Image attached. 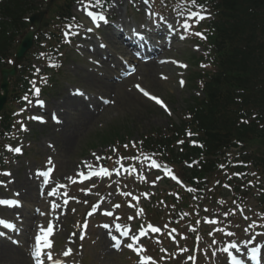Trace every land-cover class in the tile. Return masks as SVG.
<instances>
[{
    "label": "rangeland",
    "instance_id": "374dc122",
    "mask_svg": "<svg viewBox=\"0 0 264 264\" xmlns=\"http://www.w3.org/2000/svg\"><path fill=\"white\" fill-rule=\"evenodd\" d=\"M124 9L125 6L121 3L118 6L116 3L113 4L114 14L117 15L118 19H121V24L123 25L129 23L124 17ZM139 19L141 21L143 18L140 17ZM104 34V32H100V35ZM107 37L106 44L111 45L108 43L110 42V36ZM80 45L92 49L98 48L96 43L80 41L76 42L74 49H78ZM108 51L110 49L107 46L106 51L97 52L95 58L86 49L85 58H82L70 49L65 50L66 61L64 70L66 78L62 77L61 81H58L60 86L46 98L45 105L48 111L54 115L56 113L67 124L56 127L50 122V117H47V122L44 125H35L31 123L32 118L29 120L24 118L22 125L25 127V131L21 132V134L24 135L23 140L28 141L23 143V140H21V144L18 147L21 150H26L25 155L22 154L18 158L8 159L4 163L5 169L3 172L10 173V175H5L6 179L2 180L11 187V190L15 189L17 193L20 192L19 186H23V182L27 183L28 180L30 182L36 178L34 176L35 171L53 169L49 183L53 182L55 189L59 190L60 196L58 200H67L66 204H62L63 208L61 210L54 207L52 211L51 207H49V198L47 196L46 204L41 206V215L37 220L35 234L42 231L41 223L44 222V224L53 223L55 239L63 237L65 241V239L71 238L76 234L78 230L77 223H79L86 208L93 201L102 200L100 189L106 186L107 183L93 178L80 185L77 180L80 179L81 173L92 169L93 163H98L96 157H99L100 152L106 151L105 148L100 147L98 144H104L101 137L105 135V132L109 131L110 127H115L123 132L128 131L131 141H137L140 135L151 129L166 128L169 124V119L173 116L175 117L171 109H182L184 101L191 97V93L186 86H182L184 70H176L161 62L149 66L148 64H141L138 67V73L131 79L118 81L113 87L101 89L96 82L102 80H97L96 77L100 79L104 77H100L99 72H91L93 68L87 63L86 58L102 62L104 59L102 55L108 53ZM187 55L188 53L186 52L180 53L182 58H187ZM109 66L110 63H105L107 69ZM135 85H140L165 100L172 116L168 117V113L144 100L137 93L134 88ZM77 91L83 93V95H75L74 93ZM68 99L82 102L81 104L85 108H92V110L97 105L101 107L102 101L105 99H107L108 105L102 111L97 112L95 110L91 122H83L80 114H78L79 111L76 112L74 107L68 106V109L66 106H62ZM64 109L69 112L68 120L64 118ZM33 110L34 106L28 105L25 112L32 114ZM92 146L95 149H90ZM87 167L88 169H86ZM121 176L125 177L124 180L114 182L111 187L108 185L107 190L103 194L104 199L102 200L101 208L117 213L129 224L132 221L130 217H134V220L137 219V215L140 213L138 212L139 209L146 203L140 199L139 205L129 209L128 204H133V201L130 200V193L140 197L141 191L138 187L140 177L134 176L127 180L129 174ZM124 181L126 186L123 187ZM116 186H122L120 195H118ZM148 187L153 188L151 185ZM58 205L60 206V204ZM55 211H58V214ZM114 219L115 217L112 218V220ZM105 222L106 220L100 219L99 214L95 212L88 221L89 228L87 232L93 236V239H91L92 242L89 241L84 246L82 255L86 257L85 263L126 264L127 258L114 252L111 239L109 241L106 234L102 233L101 227ZM21 241V247H13V244L10 245V243L6 244L15 259H12V257H0V264H31V244L24 239H21ZM62 249L63 247L57 248L60 253ZM76 249L79 251V248L76 247ZM127 249L128 247L126 246L123 250Z\"/></svg>",
    "mask_w": 264,
    "mask_h": 264
},
{
    "label": "trees",
    "instance_id": "16d2710c",
    "mask_svg": "<svg viewBox=\"0 0 264 264\" xmlns=\"http://www.w3.org/2000/svg\"><path fill=\"white\" fill-rule=\"evenodd\" d=\"M220 1L228 15H234L220 27L221 34L218 33L215 41L217 47L224 50L220 67L225 71L218 70L206 85L205 98L187 108L188 118H196L215 130L213 133L208 130L204 142L205 148L212 152L243 143L241 138L232 134L238 117L242 115L238 106L234 109L228 104L233 103L232 96L241 98L249 83L254 82L259 71L264 69V0ZM258 97L263 100L264 94ZM253 104L264 107V103L258 100ZM242 130L248 134L253 127H242ZM260 135L264 137V130L254 133L255 137ZM113 137L117 135L113 134Z\"/></svg>",
    "mask_w": 264,
    "mask_h": 264
},
{
    "label": "snow or ice",
    "instance_id": "6c2138e0",
    "mask_svg": "<svg viewBox=\"0 0 264 264\" xmlns=\"http://www.w3.org/2000/svg\"><path fill=\"white\" fill-rule=\"evenodd\" d=\"M81 2H83V0H81ZM145 2H147V0H145ZM86 7H87V6H86ZM88 15H89L90 17H92V16H93V13H92V12H88ZM197 15H198V14H197ZM199 18H200V19H203V17H199ZM99 19L102 20V19H104V17L101 16V17H99ZM89 30H90V29H89ZM196 35H200V34H199V33H196ZM137 87H140V86L138 85ZM140 90L143 92V95H144V96L148 97V98L151 99V100H154L157 104H160L162 107H165V110L167 111L166 106L163 105L162 101H161L159 98H157V97H155V96H152L149 92L145 91V90L142 89V88H141ZM36 92H37V94H38V93H39V89H36ZM74 94H75V95H83V93H81V92H79V91L75 92ZM34 118H35V117H34ZM246 122H247V121H245V123H246ZM125 147H127V146H125ZM9 151H14L16 154H20L21 149H20V148H15V149H11V148H9ZM93 155H95V154H93ZM49 162H51V161H49ZM106 173H107V170L105 169V170H102V173H101V174H106ZM42 174H43V175H47V173H42ZM5 175H10V173H5ZM253 175H254V174H253ZM69 179H71V178H69ZM226 187H227V186H226ZM0 203L9 204L10 206H19V202H18V201H15V200H13V201H0ZM117 207H118V205H117ZM108 214L110 215L111 213H108ZM262 218H264V217H262ZM104 226L106 227V225H104ZM8 227H12V225H8ZM85 227H86V224H85ZM149 227H151V226H149ZM250 227H251V225H250ZM151 230H152L153 232H157V231H159V229H158V228H155V227H152ZM51 233H52V227L49 226V227L47 228V231L44 233L43 236H38V237L36 238V247H35V248L33 249V251H32V256H33V259H35V260L37 261V264H43V261L41 260L42 249H41V246H40V242H41V240H43V241H44V247H45V248H51V242L48 240V235L51 234ZM123 235L127 236L128 233L125 232V233H123ZM230 235H231V234H230ZM83 238H84L83 236L80 237V239H83ZM113 239H115V237H113ZM126 246H127L128 248L134 250V251L137 250L131 242L127 243ZM116 247H119V244H118V243L116 244ZM232 247L235 248L236 246H235V245H232ZM223 251H224V252H228L229 250H228L227 248H225ZM71 252H72V249L69 248L67 251H64V252H63V255H64V256H69V255H71ZM259 252H260V249H259V248H257V247H253V248L251 249L252 259H256L257 256L259 255ZM47 260H48V261H53V264H63V262L60 261L59 259L54 260V259H53V256H52L51 253H48V255H47Z\"/></svg>",
    "mask_w": 264,
    "mask_h": 264
},
{
    "label": "bare ground",
    "instance_id": "6f19581e",
    "mask_svg": "<svg viewBox=\"0 0 264 264\" xmlns=\"http://www.w3.org/2000/svg\"><path fill=\"white\" fill-rule=\"evenodd\" d=\"M96 84L100 88L104 87V83L103 82H96ZM62 106L63 107L66 106L68 109H69V107L76 108L77 106H79L80 107L79 112L78 111H76V112H78V114H80V117H81L82 121L83 122L84 121L91 122L93 120L92 114L84 107V105L81 104V102H76V101H74L72 99H68V101H65ZM68 113L69 112L64 109L63 114H64V117L66 118V120H68ZM70 133H72V131H70ZM23 185L27 187V193L24 195V197L26 199L33 198L34 197L33 196V193H34V189L36 187V183H34V182H30V183L23 182ZM0 257L1 258H4V257H13V254L6 247H4L0 251Z\"/></svg>",
    "mask_w": 264,
    "mask_h": 264
},
{
    "label": "water",
    "instance_id": "95a60500",
    "mask_svg": "<svg viewBox=\"0 0 264 264\" xmlns=\"http://www.w3.org/2000/svg\"><path fill=\"white\" fill-rule=\"evenodd\" d=\"M29 40H30V38L27 39V41H29ZM24 44H26V43H24ZM22 56H23V53H22L21 51H19V52L17 53V55H16V58L20 59ZM13 73H14L13 70L10 71V72H5V73L3 74V80L5 81V77H6L7 74H13ZM0 102H1V99H0Z\"/></svg>",
    "mask_w": 264,
    "mask_h": 264
}]
</instances>
